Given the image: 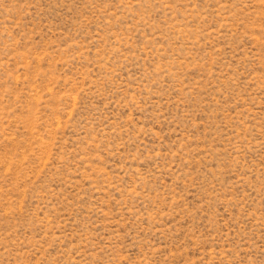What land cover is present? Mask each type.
<instances>
[{"label": "rangeland", "instance_id": "374dc122", "mask_svg": "<svg viewBox=\"0 0 264 264\" xmlns=\"http://www.w3.org/2000/svg\"><path fill=\"white\" fill-rule=\"evenodd\" d=\"M0 264H264V0H0Z\"/></svg>", "mask_w": 264, "mask_h": 264}]
</instances>
